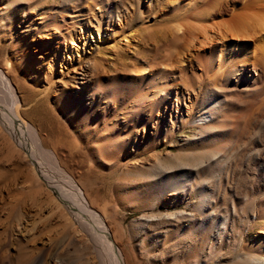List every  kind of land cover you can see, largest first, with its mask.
Here are the masks:
<instances>
[{
  "label": "rangeland",
  "instance_id": "1",
  "mask_svg": "<svg viewBox=\"0 0 264 264\" xmlns=\"http://www.w3.org/2000/svg\"><path fill=\"white\" fill-rule=\"evenodd\" d=\"M198 1L0 0V69L23 104L35 94L55 110L58 137L39 133L42 146L103 216L126 264H264V72L249 64L252 77L226 76L245 58L226 67L212 46L190 49ZM89 21L102 41L79 46L86 76L61 61ZM75 99L83 106L71 114L58 106ZM38 178L0 124V264H36L49 247L100 264Z\"/></svg>",
  "mask_w": 264,
  "mask_h": 264
},
{
  "label": "bare ground",
  "instance_id": "2",
  "mask_svg": "<svg viewBox=\"0 0 264 264\" xmlns=\"http://www.w3.org/2000/svg\"><path fill=\"white\" fill-rule=\"evenodd\" d=\"M63 1L69 3V0ZM200 1H198V4H200L198 11L196 10L197 15L195 16L196 13H193L191 26L189 27L190 49L193 47L191 46L192 43H196L200 45V47L212 46L213 55H217L226 67L227 65H232L234 63L233 61L245 58L244 62L237 64L235 67L232 66L233 69L229 70V72H223L226 76L235 74L239 71H242L244 75L251 72L247 70V65L249 64L253 66L255 73L256 69H254V67L257 68L259 66L264 72V0H204L202 3H200ZM214 19L218 20L214 22ZM91 21L87 24V30H81L80 34L76 35V37L74 36L75 38H72L73 36L71 37V45L76 47V49L70 51L69 48L66 47L65 54L62 56L63 59L61 61L62 68L67 69L72 66L75 67L76 70L83 71L85 75L88 73V70L84 69V65L87 64H85L86 61L84 60L86 58L83 52L80 51L81 49L79 46H83L86 49L92 48V51H96L102 41L98 36V32H96L97 35H94L95 33L92 34V31L89 30V27H93ZM247 40L253 42V47L250 51H246L245 49ZM77 41H79L80 44H78ZM220 43L222 45H220ZM237 52L239 53L237 54L239 57L235 58L236 55L234 56V54ZM249 54L252 56L249 57ZM25 61L21 60V66L25 67V73H28L30 67L25 66ZM178 61L179 60L176 58L174 63L172 62L170 64V68H175V63ZM145 71L146 68L142 66L136 72L138 76H143V72ZM255 75L258 76V73ZM247 76L252 77L253 75L249 74ZM14 86L15 85H13L11 80L6 76V73L0 69V124L2 128L10 136L14 144L33 162L40 182L46 183V185L54 191L62 207L64 206L67 209L74 221L86 232L89 241L97 250L100 264H126V256L115 244L103 216L90 207L82 189L75 179L60 168L55 153L53 151L44 150L42 146V139L45 137L48 138L49 136H56V133L60 129L56 128L54 116H52L55 110L49 107L46 102L37 101L35 99V94L24 96L23 104ZM19 88L25 91L26 87L25 85L23 86L22 83H19ZM84 90L85 85L77 91L81 99ZM93 97L94 94L92 93L91 98ZM79 98L77 99L80 100ZM159 98L160 96H155L156 100H159ZM78 100L75 99L74 102L68 100L60 101L58 106H61L67 113L71 114L74 107L75 109L77 107L79 109L82 108L83 105H81V102ZM25 104L29 105V108L26 111H22L21 106ZM90 108V110H93L94 104H92ZM105 108L106 114L111 115L110 107ZM24 113L30 114L33 122L25 120L23 117ZM206 113L210 112L207 110ZM205 118L206 117L200 118L197 122L203 121ZM39 133H44L45 137L40 139ZM26 134L29 135L30 141L27 139L28 135ZM57 134H59V132ZM56 137H58V135ZM42 157L51 162L55 172H49L47 170V167L44 165L45 163L41 161ZM53 173L58 175L59 179L56 178ZM35 263L77 264V262L70 257H55L53 247L47 248L44 254L39 257Z\"/></svg>",
  "mask_w": 264,
  "mask_h": 264
}]
</instances>
